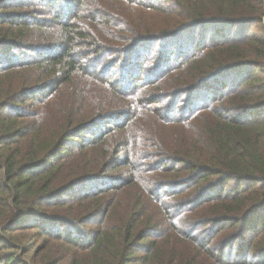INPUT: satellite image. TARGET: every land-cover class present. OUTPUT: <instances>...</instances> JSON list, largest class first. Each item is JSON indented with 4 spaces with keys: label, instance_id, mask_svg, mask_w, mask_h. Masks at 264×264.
Segmentation results:
<instances>
[{
    "label": "trees",
    "instance_id": "1",
    "mask_svg": "<svg viewBox=\"0 0 264 264\" xmlns=\"http://www.w3.org/2000/svg\"><path fill=\"white\" fill-rule=\"evenodd\" d=\"M21 1L0 0V264H264V0Z\"/></svg>",
    "mask_w": 264,
    "mask_h": 264
},
{
    "label": "rangeland",
    "instance_id": "2",
    "mask_svg": "<svg viewBox=\"0 0 264 264\" xmlns=\"http://www.w3.org/2000/svg\"><path fill=\"white\" fill-rule=\"evenodd\" d=\"M31 3L33 4V6L35 7V9L37 10L38 12V15L40 17H45L46 16V13L45 12H42L43 10H48L49 8V4H45L43 2V0H22L20 2V4H18L17 6L19 8H27V7H23L22 4H25V3ZM155 3L156 4H160V5H169L167 3V1L165 0H155ZM38 8H41V9H38ZM249 27V30H250V33H258V32H262V30L264 29L261 25H257V24H249L248 25ZM183 35V36H182ZM181 37H180V40L184 39L186 37V34H182ZM165 42H163L164 44ZM166 44V43H165ZM153 45V44H152ZM152 45H146V50L143 51V48L145 45H141V47L138 49V52L136 54H134L133 56V59L131 61V64H132V68H134V70L136 71L137 70V73L138 74V78L140 79L141 83L139 84V88L143 87L144 85V81H145V76L147 75H150L152 72H153V67H155L156 65L153 66V62H154V58L159 56V51L161 49V45L159 43H154V47L152 48ZM173 47V46H172ZM174 48V49H173ZM173 48L170 49V51L168 52V54L170 55V57H174L176 56L177 54V50H175V48H177V46H174ZM161 56V55H160ZM113 58V59H112ZM108 61H111L112 62L115 60V57H109L107 59ZM87 62H88V59H87ZM107 76L111 79H116L119 77L120 75V66H116L115 68L113 69H108L107 70ZM144 79V80H143ZM183 99V98H182ZM181 98L179 99L178 101V106L180 104V101L182 100ZM161 104H164L163 101ZM176 107L173 111V113H176ZM98 129H92L91 131H87L86 133H84L85 136H90L92 140H90V143L93 142V140L95 139L94 135L95 133H101L102 131L104 130H108L107 128V123H104L100 129H99V126L97 127ZM94 134V135H93ZM78 143L79 142H73L71 144V148L73 150L76 149V147L78 146ZM80 144V143H79ZM112 166V165H111ZM121 169L119 168H113L112 170L109 171V174H112L113 176H116L117 173L119 172H125V168L122 169V171H119ZM112 178V177H111ZM182 189H187L191 192H193V186L190 185V186H184V187H181L177 190H182ZM230 189V186H227L225 188V190H229ZM214 191H218V189H214V190H211L210 192H208L206 194V197H210L212 196L213 192ZM176 193V192H175ZM178 193V192H177ZM178 195H180V193H178ZM261 219L263 220L264 219V211L262 212L261 216H259V218L256 219V223H260L261 222ZM219 227H224V225H219ZM223 230H228L227 228L226 229H223ZM224 231H222L223 233ZM231 234H233V232H227L224 236V238L227 239L228 236H230ZM223 238V239H224ZM35 243V240L31 242V244H34ZM239 245V241H237V243L234 244V241H231L230 244H229V247L228 249H226L227 251H229L230 249L232 248H237ZM28 257V256H26Z\"/></svg>",
    "mask_w": 264,
    "mask_h": 264
}]
</instances>
